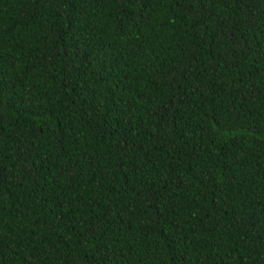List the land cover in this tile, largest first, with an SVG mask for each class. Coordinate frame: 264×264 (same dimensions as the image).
I'll use <instances>...</instances> for the list:
<instances>
[{"label":"trees","instance_id":"trees-1","mask_svg":"<svg viewBox=\"0 0 264 264\" xmlns=\"http://www.w3.org/2000/svg\"><path fill=\"white\" fill-rule=\"evenodd\" d=\"M0 264H264V0H0Z\"/></svg>","mask_w":264,"mask_h":264}]
</instances>
